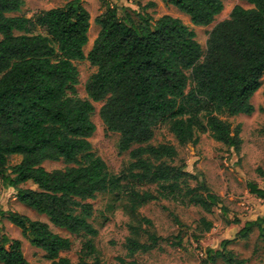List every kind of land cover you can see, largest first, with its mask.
I'll use <instances>...</instances> for the list:
<instances>
[{"label":"trees","instance_id":"trees-1","mask_svg":"<svg viewBox=\"0 0 264 264\" xmlns=\"http://www.w3.org/2000/svg\"><path fill=\"white\" fill-rule=\"evenodd\" d=\"M100 1L106 10L96 17L100 31L86 55L91 15L82 0L32 17L12 15L21 11L24 0H0V180L16 190L21 203L84 238L77 264H90L88 256L97 252L92 200L108 193L120 196L128 187L123 181L158 184V195L126 191L145 204L168 198L192 175L185 164H173L179 155L175 145L152 143L156 126L170 122L182 146L197 144L199 134L210 132L238 152L240 126L234 128L221 115L253 114L252 99L264 77V0H243L252 8L235 6L230 17L210 31L204 55L196 33L182 19L163 15L154 21L120 0ZM162 1L202 27L224 9L222 0ZM83 60L97 67L86 83L85 99L76 96L80 73L75 61ZM191 80L194 86L187 92ZM96 102H104L99 114L106 129L120 134V151L131 150L133 161L126 173L113 174L93 151ZM202 113L207 114L206 123ZM14 155L22 160L11 167ZM47 160L73 166L48 171L42 165ZM28 182L37 188L21 187ZM199 188L204 193L194 196L193 203L209 209L218 203V195L205 182ZM248 188L264 199V188L254 182ZM0 214L45 251L51 264H72L61 253L72 249L73 241L54 232L49 223L14 211ZM211 226L207 223L208 229ZM254 227L264 241V217L247 222L240 236L247 237ZM149 239L140 243L129 237L130 255L154 249L159 239L155 234ZM229 242L222 243L223 250L208 251L212 263L221 256L234 264L232 253L224 251ZM0 264H29L22 241L9 238L2 228Z\"/></svg>","mask_w":264,"mask_h":264},{"label":"rangeland","instance_id":"rangeland-1","mask_svg":"<svg viewBox=\"0 0 264 264\" xmlns=\"http://www.w3.org/2000/svg\"><path fill=\"white\" fill-rule=\"evenodd\" d=\"M24 1L21 11L12 15L32 17L41 11L64 6L71 0ZM222 1L224 4L222 13L211 25L203 27L193 25L188 15L162 0H120V3L130 9L148 13L154 21L163 15L182 19L196 33V39L204 55L210 31L218 23L228 19L235 6L253 7L243 0ZM82 4L91 15L89 43L84 48L85 54L88 55L100 31L95 22L96 17L104 13L106 7L100 0H82ZM38 32L43 30L38 29ZM75 65L80 73L76 96L85 99L88 97L86 83L97 71V67L88 60L75 61ZM193 86L192 80L189 81L187 92ZM252 103L255 111L251 115H221L234 128L240 126L242 144L238 152L215 140L210 132L199 134L197 144L189 143L182 146L171 131V123H159L155 128L152 143L175 145L179 155L173 164H185L192 175L179 182L168 198L160 197L159 200L145 204L136 201L126 191L135 188L142 193L149 191L158 195L162 190L158 184L123 181L128 187L120 196L108 193L92 200L95 208L93 223L99 234L93 239L97 252L88 256L90 264H229L224 257H216L213 263L208 257L209 250H223L222 243L226 240L230 242L224 251L232 253L234 264H264V241L258 227H254L245 238L239 234L247 222L264 217V199L252 194L248 188L249 182L264 188V77ZM103 104L104 102L94 103L96 110L92 120L96 125V131L90 141L93 151L106 162L109 171L120 175L128 172L133 161L130 156L131 150L121 152L120 134L106 129L99 114ZM206 115L201 114L205 123ZM21 160L20 155H14L9 165L15 166ZM42 165L48 171L73 166L63 160H47ZM201 182H205L219 197L218 203L211 205L210 209L192 202L194 196L198 197L204 193L199 188ZM21 187L37 188L32 182L22 184ZM192 189L196 191L190 194L189 191ZM16 193L15 189L4 186L0 180V213L14 211L33 220L49 223L54 232L73 241L72 249L62 252L61 255L70 258L72 264H77L82 255L84 238L56 227L46 215L39 214L21 203ZM207 223H212L210 229L207 228ZM0 228L9 238L22 241L23 252L29 264H51L45 251L33 246L22 235L21 229L11 223L6 215L0 214ZM152 234L159 239L154 249L130 255L127 245L129 237L137 239L140 243H150L149 238Z\"/></svg>","mask_w":264,"mask_h":264}]
</instances>
